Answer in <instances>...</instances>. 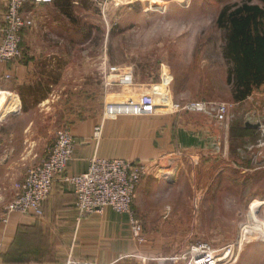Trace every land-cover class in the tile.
<instances>
[{
	"label": "crops",
	"instance_id": "crops-1",
	"mask_svg": "<svg viewBox=\"0 0 264 264\" xmlns=\"http://www.w3.org/2000/svg\"><path fill=\"white\" fill-rule=\"evenodd\" d=\"M51 3L26 2L25 10L35 18L33 26L21 32L22 55L0 65V264H183L179 255L194 243L195 191L206 193L213 185V178L198 182L183 179L188 176L183 164L174 178L152 174L138 185L131 209L142 225L143 241L134 238L127 213L106 207L102 213L80 218L74 187L64 179L53 183L41 216L10 212L6 221L1 219L25 168L44 156L61 127L53 125L55 101L51 93L65 88L62 83L72 57L64 48L56 50L59 43L52 35L57 32L49 15L36 13L56 8L55 1ZM58 8L65 12V7ZM5 9L6 0H0V28ZM77 60L75 53V63ZM4 74L10 78L5 79ZM168 76L162 73L158 81L107 88L104 105L136 99L138 92H146L144 95H152L158 105L155 113L104 117L100 112L71 122L75 147L66 175L84 172L92 156L156 161L189 151L204 157L207 168L215 158L220 161L218 131L222 130L200 113L180 110L187 101L178 100ZM8 99L16 106L7 105ZM201 116L206 124L194 122ZM99 124L101 132L96 139L93 130ZM222 166L214 174L223 170Z\"/></svg>",
	"mask_w": 264,
	"mask_h": 264
},
{
	"label": "rangeland",
	"instance_id": "rangeland-1",
	"mask_svg": "<svg viewBox=\"0 0 264 264\" xmlns=\"http://www.w3.org/2000/svg\"><path fill=\"white\" fill-rule=\"evenodd\" d=\"M76 1L53 0L51 4L65 7L63 14L57 6L36 11L53 20L56 50L64 48L72 57L62 83L65 88L51 93L53 125L102 112L107 98L102 73L109 65L131 70L135 82L158 81L168 73L180 101L226 103L227 127L218 131L220 161L215 158L207 168L205 158L196 152L178 154L171 160L174 170L169 179L181 164L188 170L183 179L213 178L206 193L195 191L194 243L219 250L240 237L244 244L234 264H264V204L253 205L264 201V85L235 101L215 23L224 5L241 0ZM194 122L207 123L202 116ZM220 166L223 170L214 174Z\"/></svg>",
	"mask_w": 264,
	"mask_h": 264
},
{
	"label": "built area",
	"instance_id": "built-area-1",
	"mask_svg": "<svg viewBox=\"0 0 264 264\" xmlns=\"http://www.w3.org/2000/svg\"><path fill=\"white\" fill-rule=\"evenodd\" d=\"M27 1L6 0L3 24L0 28V65L18 60L22 55L21 32L25 28L32 27L35 18L32 12L24 8ZM31 1L34 4L52 2V0ZM4 78L9 79L10 75L4 74ZM102 80L106 88L113 85H135L131 70L116 65H109L103 69ZM154 100L151 95L149 97L141 95L136 99L128 98L121 103L105 104L102 116L152 114L158 108ZM6 104L13 105L11 107L16 106L10 99ZM180 110L200 113L218 128L226 129L227 127L228 105L224 102L204 99L190 100ZM100 129V124L94 127V138L99 137ZM74 147L75 138L71 133V125L61 126L56 131L55 139L47 148L44 156L25 168L23 179L17 183L14 196L6 205L1 219L6 221L10 212L41 216L43 203L50 195L53 183L58 179H64L74 187L75 209L80 218L90 213H102L106 207L118 213H127L130 217L134 238L143 241L142 225L134 217L131 209L136 197V189L148 175H161L169 179V176L173 174L171 160H176L178 154L167 155L156 161L92 156L84 172L67 176L66 166L73 157ZM187 152L182 154L186 155ZM165 159L169 161L163 163ZM1 239L0 232V245ZM243 244L240 237L219 250L210 248L206 243H193L178 258L183 264H234Z\"/></svg>",
	"mask_w": 264,
	"mask_h": 264
},
{
	"label": "trees",
	"instance_id": "trees-1",
	"mask_svg": "<svg viewBox=\"0 0 264 264\" xmlns=\"http://www.w3.org/2000/svg\"><path fill=\"white\" fill-rule=\"evenodd\" d=\"M215 23L228 65L227 83L235 101H243L264 85V0L224 5Z\"/></svg>",
	"mask_w": 264,
	"mask_h": 264
},
{
	"label": "bare ground",
	"instance_id": "bare-ground-1",
	"mask_svg": "<svg viewBox=\"0 0 264 264\" xmlns=\"http://www.w3.org/2000/svg\"><path fill=\"white\" fill-rule=\"evenodd\" d=\"M263 126V125H262ZM264 151V150H263ZM255 152V151H254ZM253 152V153H254ZM264 157V156H263ZM258 160V159H257ZM260 160V159H259ZM173 169V168H172ZM258 204H264V201L260 202L259 200H256V202L253 203V205H258Z\"/></svg>",
	"mask_w": 264,
	"mask_h": 264
},
{
	"label": "water",
	"instance_id": "water-1",
	"mask_svg": "<svg viewBox=\"0 0 264 264\" xmlns=\"http://www.w3.org/2000/svg\"><path fill=\"white\" fill-rule=\"evenodd\" d=\"M255 126H257V125H255Z\"/></svg>",
	"mask_w": 264,
	"mask_h": 264
}]
</instances>
